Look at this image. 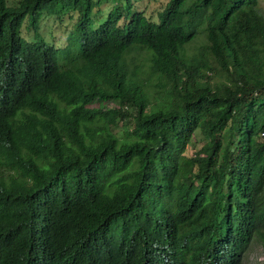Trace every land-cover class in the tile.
<instances>
[{"label":"trees","instance_id":"16d2710c","mask_svg":"<svg viewBox=\"0 0 264 264\" xmlns=\"http://www.w3.org/2000/svg\"><path fill=\"white\" fill-rule=\"evenodd\" d=\"M262 1L169 0L154 22L133 0L103 21L102 0H0V264L264 255ZM44 15L76 18L66 46Z\"/></svg>","mask_w":264,"mask_h":264},{"label":"rangeland","instance_id":"374dc122","mask_svg":"<svg viewBox=\"0 0 264 264\" xmlns=\"http://www.w3.org/2000/svg\"><path fill=\"white\" fill-rule=\"evenodd\" d=\"M19 0H7L9 5H15ZM115 0H102V5L100 7V12L97 16L102 15V21L108 16L111 7L114 5ZM123 2V0H117ZM169 0H133V12H144V14L154 22L159 21V13L164 9ZM262 6L264 8V1H262ZM95 12H98L96 10ZM76 18H71L70 16H65L63 19H57L54 16L44 15L39 24L40 34L45 38L47 43L50 45L62 48L66 46L71 33L75 29ZM23 37L32 42L35 36V30L26 21L22 29ZM202 45L201 40H196L189 45L188 50L190 54H194L200 50ZM111 106H116L111 104ZM115 133H120L122 130V124L117 127H113ZM204 140L202 136L196 134L191 144L187 150L189 155H192L194 151L200 150L203 146ZM264 255L263 250L259 244H254L245 260V264H263Z\"/></svg>","mask_w":264,"mask_h":264}]
</instances>
